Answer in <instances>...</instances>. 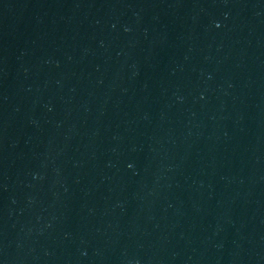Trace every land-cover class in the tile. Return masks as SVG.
<instances>
[{
    "label": "water",
    "instance_id": "1",
    "mask_svg": "<svg viewBox=\"0 0 264 264\" xmlns=\"http://www.w3.org/2000/svg\"><path fill=\"white\" fill-rule=\"evenodd\" d=\"M264 26V0H182Z\"/></svg>",
    "mask_w": 264,
    "mask_h": 264
}]
</instances>
